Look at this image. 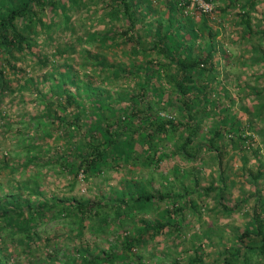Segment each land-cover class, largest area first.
<instances>
[{
  "label": "trees",
  "instance_id": "obj_1",
  "mask_svg": "<svg viewBox=\"0 0 264 264\" xmlns=\"http://www.w3.org/2000/svg\"><path fill=\"white\" fill-rule=\"evenodd\" d=\"M205 1L218 6L214 11H219L222 19L229 9L241 8L237 21L242 27L241 38L253 43L251 50L254 51L248 60L244 59V64L264 63V50H261L264 15L259 18L262 25L255 29L251 14L260 0ZM189 2L168 0L165 11L153 22L148 18L155 12L151 0H0V122L5 117L1 106L14 91L13 86L20 93L28 89L38 94L42 106L41 112L31 116L25 128L33 137L22 146L25 156L19 163L21 169L29 171L46 163L59 164L74 174L72 184L75 185L81 172L87 178L100 179L109 170L121 169L130 163L135 165L140 160L135 156L137 153L144 156L142 166L154 169L171 157L197 164L206 160L203 154L207 151L214 152L218 161L219 181L217 186L212 183L202 189L203 167L194 165L191 168L193 189L181 175L186 170L176 168L173 173L174 180L183 189L181 193H174L169 174L160 177L161 186L169 181L170 190L166 193L154 189L152 174L145 180L113 189L108 195L96 194L93 199L86 196L32 199L31 195L8 191L0 195V264H10L11 246L25 255L40 256L36 264H145L142 259L149 252L146 250H156L164 240L178 245L187 223L186 215L201 219V210L212 193L218 204L210 210L218 214L221 211L233 215L250 204L251 198L255 203L248 214L249 221L237 228L233 244L220 251L219 258L211 264H264V189L260 188L264 180V159L255 150L257 165L248 167V157L243 154L245 162L239 177L250 184L255 194L244 195L232 207L225 201L227 190L229 186L233 191L239 187L234 182L236 179L227 173L234 166L223 161V156L232 148L245 146L250 150L252 146L247 145L253 141L252 132L256 133L258 127L253 119L243 121L232 115L226 119L225 110H221L222 97L220 93L215 95L212 88L220 75L215 39L220 31H214L209 25L205 12H200L199 23L195 20L194 23L192 16L184 15L183 3ZM99 9L103 15L95 29L74 28L77 11L82 12V17L92 18ZM166 14L168 23L164 22ZM146 20L143 27L142 22ZM114 23H123V30L114 29ZM62 30L67 36L80 30V36L65 40L64 45L55 43V38L62 36ZM254 38L259 41L254 43ZM199 39L204 40L202 47L199 42L197 45ZM41 41L53 46L51 55L40 51ZM27 55L32 56L31 66L42 72L40 77L36 71L27 72L20 64ZM76 67H80V75ZM101 77L129 84L127 92L124 96L94 93L95 86H101ZM43 82H50L48 92L41 89ZM254 82H261L262 87L248 86L250 93L246 96H255L258 103L253 106L254 111L264 122V73L255 75ZM87 107H90L89 114ZM209 118L211 124L204 131V121ZM59 131L68 138L65 149L56 151L52 159L44 162L39 157V149L42 144L49 146L48 139L59 140L56 133ZM9 157L5 156L0 168L10 166L13 159ZM32 185L19 184L17 189L41 194L36 184ZM171 201L176 204L171 210L163 209L162 218H149L150 212L160 214L162 202L171 205ZM51 222L65 223L74 242L83 239L86 232L98 239L111 235L115 239L113 242L108 239L105 247H96L94 251L88 245H76L75 252L55 247L50 251L49 239L47 249L37 244L42 238H48L50 232L42 228ZM195 238L198 241L192 243L186 264H204L200 252L210 237L202 232L195 233ZM180 254L186 256L187 252ZM169 264L183 262L172 257Z\"/></svg>",
  "mask_w": 264,
  "mask_h": 264
},
{
  "label": "rangeland",
  "instance_id": "obj_2",
  "mask_svg": "<svg viewBox=\"0 0 264 264\" xmlns=\"http://www.w3.org/2000/svg\"><path fill=\"white\" fill-rule=\"evenodd\" d=\"M167 1L168 0H151L152 9H154L155 12L150 13V16L148 17L149 20L154 22L160 18L159 16H161V12L165 11V4ZM183 5H185L183 6L185 7L183 14L192 16L194 23L195 21L199 23V17H201L199 14L202 11L208 15L209 25H211L214 31H220V33L215 38L217 42V60L219 63L218 71H220V75L217 76L216 82L213 81L212 88L213 91H216L214 93L215 95L220 93V96L222 97L221 101L223 104L221 106V110H225L226 119L230 115L237 117L238 120L241 119L243 121L253 119V121L256 122V126L258 127L256 133L254 131L252 132L254 135L253 141H249L247 145L249 147L252 146L250 150L248 148H244L245 146H238L236 148L230 149L229 153L223 156V161L225 163L227 162L229 163V166H234L233 168H230L227 173L231 175L232 179H236L234 182L239 187L237 191H233L230 186L227 190L225 201L229 206L232 207L244 195L248 196L255 194V190L250 187V184L244 182L243 178L239 177L241 176V167L245 162L243 154H246L248 157V167H255L257 165L256 157L254 155L255 150H257V152H259V156L263 157L264 159V122H262V119H259L257 111H254L253 106L258 103L255 99V96H246L250 93L248 91V88L250 87L248 86L262 87L261 82H254V76L264 73V63L253 62L244 64L246 63L245 60H248L249 57L254 54V51L251 50L253 43L247 42L246 39L242 40L241 38L242 27L237 24V21L240 19L238 15L242 11L240 7L237 6L231 8V10L229 9L226 17L222 19L220 16H218L221 15V13L219 11H214V9L218 6L207 3L205 0H190L189 3H183ZM262 12H264V0H260L255 9L251 11L255 29L262 25V23L259 21V18H262L264 15ZM76 13L77 14L75 18L73 19V26L77 30L78 28L80 29V27H82L85 31L88 29H95L96 25L99 23L98 21L100 20V17L103 15L102 10L100 9L97 14L93 13V15H91L93 16L92 18H89L86 15L82 17L81 11H77ZM84 13L86 14L85 9ZM180 16L181 10L180 13H178V18H180ZM163 17L164 22L168 23L166 19L167 14ZM147 21L148 20L142 22L143 27H146ZM102 25L106 26V24ZM167 25L168 24H166L165 27H167ZM121 26H123V23H114L113 28L122 31L123 29ZM60 33H62V36L60 38H55V43L61 42L63 45L65 44V40L68 42L72 38L77 39L80 36V30L73 35L70 33L69 36L64 35L65 31L63 32V30ZM45 35L46 34H43V38H45ZM205 36L208 38V35ZM68 37L71 38L68 39ZM258 41V38H254V43H257ZM198 42L202 47L204 40L199 39V41L197 40V43ZM199 43L197 45H199ZM43 44L44 42L41 41L42 47L40 51H43V54L46 53L51 55L53 46H51V44ZM204 49L207 50L208 47L204 46ZM256 49H260V46H257ZM261 50H264V42L262 43ZM106 51H108V49ZM112 51L115 52V48ZM69 54L71 53H68L67 55ZM260 55L261 54H259V56ZM74 56L77 57V54ZM111 57L116 58L118 56L112 55ZM31 60L32 56L27 55L25 58H22V62L20 64L26 68L27 72L29 71L30 73L31 71L34 73L36 71V76L38 75L40 77L42 72L39 69L31 66ZM78 60H80V58H78ZM76 71H78L80 75V67H76ZM99 81V85L101 86H95L93 92L101 95H106L108 93L109 95L113 96L120 94L124 96L123 93L127 92V87L129 85L123 83L120 80H105L103 77H101ZM50 82L41 83V89H44L46 92H48L47 90H49ZM12 89H14V91H12V93L1 106L5 117H3L0 122V163L5 159V156H10L11 158L9 157V159H13L11 160L10 166L15 168V170L10 166L7 168H0V195L14 190V193L16 194L20 193L23 196L31 195L32 199H61L63 197H76L80 199L81 197L85 196L86 198L93 199L96 194L101 195L102 193L108 195L111 190L122 188L128 182L130 183L141 179L145 180L148 175L150 176V174H152L155 179L154 189L162 193L169 191V181L165 182L164 186H161L160 184L161 175L169 174L170 181L174 184V193H181L183 192V189L180 185V182L174 180L175 175H173V173L175 172L176 168L186 170L187 173L184 175L181 173V175L183 176V179L186 178L185 183L190 187V189H193L194 185L192 183L191 168L194 165L203 167V174L200 177V187L202 189L209 187L212 183L215 186L219 185L217 170L218 161L214 158V152L207 151H204L203 154L206 160L201 162L199 161L197 164L193 162L185 163V161L179 157H171L162 161L158 166L154 167V169L142 166V162L145 161L144 156L137 153L135 156H139L138 158L140 160L135 165L130 163L124 168L109 170L107 173H104L102 176H100V179H95L94 177L87 178L86 175L81 172L78 176V182L75 185L72 184L75 180L74 174L69 170L62 169L59 164L55 165L50 163L47 165L46 163L42 166L33 167L29 169V171L21 169L19 167V163H21L23 157L25 156V151L23 150L22 146L25 143L32 141L33 137L32 132L28 133L25 128L30 122V117L41 112L42 106L39 102L38 94L35 92L25 89L22 93H20L18 90H15V86H13ZM157 96L159 97V95ZM126 104H128V101H126ZM89 113L90 107H87V114ZM164 114L165 113L163 112V115ZM174 116L176 117L177 115ZM211 121V118L204 121V131L206 130L205 127L211 124ZM56 133L60 136L59 140H56V137L55 139H48L47 143H49V146L42 144L41 148L39 149L41 150L39 157H41L44 162H47L48 159H52L54 156L53 154L56 151L62 152L65 149V143L67 142L68 138H65L66 136L63 137L64 133L60 131ZM247 134L249 133L247 132ZM176 140L177 138L174 139V142ZM242 149H245L246 152L243 153ZM262 166H264V163ZM33 183L36 184L35 186L38 187L36 188L37 190L39 189L41 194H31L30 191L25 188L21 190L17 189L19 184H29L31 187H33ZM260 188L264 189V180L260 182ZM192 197L196 198L197 195H192ZM170 203L171 205H169V203L166 204L162 202L163 208H161L158 212L160 214L150 212V214H148L149 218H162L164 216V212L161 211L163 209L171 210V207L176 204V202L173 201ZM254 203L255 200L251 198L250 204L243 206L233 215H228L221 211L218 214L215 213L216 211L211 212L210 210V207L215 208L218 204L215 193H212L210 197L207 198V204L204 205L205 208L201 210L203 215L201 219L194 217H192L194 218L192 219L190 214L186 215L187 219L185 221H187V223H185V226L183 227V235H181L178 245L175 246L174 244L168 243L164 240L157 245L156 250H146L149 252L144 253V258L142 261L145 264H169L170 258L173 257L182 260L183 264H186V258L188 254H190L193 246L192 243L198 241V239L195 238V233H197V235H201L202 232H206L209 235L210 240L208 243L204 244L200 253L204 257V264H211V262L219 258L218 253L220 251H223L233 244L237 228L240 226L243 227V225L249 221L250 217L248 214L251 213ZM219 208L220 207H218V209ZM42 230L50 232V234L48 238H42V240L38 242L37 246H40V248L47 246L46 244L48 243L49 239L51 245L49 248L50 251H52L55 247V249L59 248L64 252H67L66 249H70L75 252L74 247L76 245H88L91 250L94 251L96 247H105L107 245L108 239H110L111 242H113L115 239L114 235L108 236V238L98 239L89 232H86L83 239L81 238L80 240H76V242H74L73 238H69V227L66 228L65 223L61 222H51L49 224L45 223ZM54 240H58L59 243L55 242ZM10 248L13 251L11 257L9 258L10 264H36L38 260L41 259L40 256L37 255H25L22 252H19L15 247L11 246ZM45 249L47 248L45 247ZM185 250L187 252L186 256L185 254H180ZM123 264L134 263L125 262Z\"/></svg>",
  "mask_w": 264,
  "mask_h": 264
}]
</instances>
